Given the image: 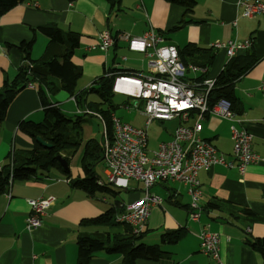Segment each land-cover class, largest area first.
I'll list each match as a JSON object with an SVG mask.
<instances>
[{
    "label": "crops",
    "instance_id": "1",
    "mask_svg": "<svg viewBox=\"0 0 264 264\" xmlns=\"http://www.w3.org/2000/svg\"><path fill=\"white\" fill-rule=\"evenodd\" d=\"M260 1L264 4V0ZM237 3L238 0H196L192 12L184 15L182 7L163 0H119L120 11L114 15L108 14V5L104 0H77L72 3L67 0H29L0 15V88L5 79L16 75L22 64L21 53L16 49L21 42L34 41L27 60L41 57L48 39L32 30L44 25H55L63 32L80 36L79 48L74 51L71 62L86 75L87 79L81 77L85 79V84L91 85L96 79L105 77V73L113 76L146 71L148 59L143 54L130 52L127 43L119 39L121 34L142 36L151 28L163 36L166 44L177 50L187 44L208 49L215 42L233 38L239 42L251 40V46L234 57L251 49L256 62L235 83L233 94L241 119L236 128L251 135L252 149L260 161L248 166L243 176L235 169L219 166L201 170L198 180L202 210L198 221L189 217L190 199L183 184L167 181L151 187L150 193L158 196L161 203L151 208L146 232L136 243L156 247L161 256L156 260L139 259L133 264H216L200 251L198 233L203 227L220 236L219 264H263L259 253L250 248L246 240L264 237V92L257 90L264 81V15L243 19ZM183 20L184 23L181 22ZM234 22L235 27L232 25ZM103 30L115 36L112 47L106 53L87 51L89 45L97 42ZM37 44L41 45V49L35 55ZM213 52V63L206 72L210 78L217 77L227 62L223 50ZM76 87L77 90L84 89L79 81ZM37 94L35 87L21 90L9 106L5 119L0 122V168L9 162L14 153L32 148V139L19 131L18 124L21 121L39 123L43 120V109ZM48 99L56 103L67 117L84 115L86 108L79 111L65 92L48 96ZM86 117H83L82 144L100 141L102 130L100 138L96 139L97 135L92 134L93 128L87 126L91 120ZM88 118H96L101 124V119L95 115ZM150 125L147 127L148 154L156 149L148 148L150 128L155 134L163 131V139L156 143L158 145L170 140L177 127V124ZM199 137L226 156L231 155L233 140L227 121L213 116L205 118ZM82 144L78 149L69 151L67 176L61 167V171L52 169L28 180H14L7 191L0 194V264H78V235L110 238L124 233L127 226L123 224L83 226L80 221L103 214L113 204L126 205L139 200L144 194L143 184L130 180L125 190L115 191V194L88 192L74 186L72 183L75 180L84 177L81 169ZM61 156L64 159V154ZM98 164L100 173L95 170ZM93 172L98 177L97 181L106 182L107 171L103 160L94 166ZM104 187L111 190L108 185ZM38 197H53L55 201L41 218V224L27 230L28 201ZM174 231L181 233L175 243H168L162 238ZM121 262L120 254L97 252L86 264Z\"/></svg>",
    "mask_w": 264,
    "mask_h": 264
},
{
    "label": "built area",
    "instance_id": "2",
    "mask_svg": "<svg viewBox=\"0 0 264 264\" xmlns=\"http://www.w3.org/2000/svg\"><path fill=\"white\" fill-rule=\"evenodd\" d=\"M237 4L243 19L264 15V4L260 0H238ZM232 25L235 27V22ZM119 39L127 43L130 52L143 54L148 59L146 71L113 76L107 73L106 76L112 77L111 93L126 97L130 109L140 110L144 126L139 128L121 123L111 114L112 133L109 135L105 122L101 120L102 154L107 178L106 182L97 181V185H108L115 191H122L130 180L143 184L144 194L139 200L126 205H111L115 223L128 226L135 235L146 232L151 208L160 205L161 199L149 190L162 182H178L186 187L190 199L189 217L198 221L202 210L198 173L219 166L235 169L243 176L248 166L260 161L252 149V137L243 129L236 128L241 124V119L230 110L228 102L219 100L212 107L208 106L206 97L214 87V78L209 79L205 75L200 83H189L186 79L189 74L202 76L206 69L192 64L183 66L179 62L176 48L166 44L158 32L149 28L142 36L121 34ZM114 40L115 36L110 31L103 30L97 42L89 45L87 51L106 53ZM250 46L251 40L239 42L233 38L215 42L210 47L223 50L228 61ZM26 87L35 86L27 83ZM257 90L264 92V81ZM83 113L94 116L87 110ZM206 115L218 117L230 124L233 140L231 155L226 156L199 137ZM155 121H178L179 125L170 140L158 143L156 149L148 154L147 127ZM54 201L53 197H38L28 201L29 212L25 218L27 230L41 224V218ZM198 239L200 251L219 264L220 236L203 227L198 233Z\"/></svg>",
    "mask_w": 264,
    "mask_h": 264
},
{
    "label": "trees",
    "instance_id": "3",
    "mask_svg": "<svg viewBox=\"0 0 264 264\" xmlns=\"http://www.w3.org/2000/svg\"><path fill=\"white\" fill-rule=\"evenodd\" d=\"M29 0H0V15L5 14L13 7L27 3ZM69 3L77 0H67ZM108 5V14H117L120 11L119 0H104ZM172 5L180 6L184 15L192 12L196 0H163ZM181 22H185L184 20ZM33 32L40 33L48 39V45L40 58L27 60L33 39L28 42H21L16 49L21 53L22 64L19 66L16 75L12 79H5L0 88V122L5 117L7 110L17 94L23 90L27 83L35 86L37 95L43 109V120L39 123L32 121H21L18 129L21 133L30 137L33 142L31 149L20 150L14 153L9 162L0 168V194L7 191L14 180H28L39 173H48L52 169L61 171L55 156L64 154V160L68 163L69 151L78 149L82 144L83 117L88 114L67 117L51 102L48 96H54L58 92H65L67 97L73 98L78 110L85 107L95 117L103 120L106 124L108 134L112 133L110 122L111 111L115 107L109 103L111 93L112 77H100L94 81L95 87L77 90V82L82 76V69L71 62L74 51L79 48L80 36L73 32H63L55 25H44L36 27ZM177 50V49H176ZM179 62L183 66L195 65L207 70L213 63L214 52L211 48H199L193 44H187L177 50ZM256 59L252 50L244 55L231 58L223 66L217 77L214 78V87L207 94L208 106L212 107L219 100L229 103L230 110L240 115L237 99L233 94V86L245 75L255 64ZM186 78L189 83L198 84L205 77L202 76ZM88 94H95L101 101H89ZM55 104V105H54ZM107 105L103 108L104 105ZM54 105V106H51ZM209 117L208 115L205 118ZM102 135V134H101ZM41 141V142H40ZM44 142L50 147L45 148ZM81 169L84 177L75 180L72 184L83 188L88 192L105 191L115 194V190H109L97 185L98 177L94 174L93 168L97 163L102 162V136L100 141H86L82 144ZM65 176L69 173L63 171ZM67 172V173H66ZM248 211H244L247 213ZM250 214V213H249ZM114 212L109 208L106 212L96 217L82 219L83 226H107L113 224ZM251 215V214H250ZM142 236L135 235L127 226L122 235L112 237L98 235H78L77 262L86 264L94 253L104 252L106 254H120L121 264H133L136 260H156L161 256L160 251L154 246H148L138 242ZM181 236L180 231L166 233L162 236L168 243H175ZM246 244L259 253L264 264V237L246 240Z\"/></svg>",
    "mask_w": 264,
    "mask_h": 264
},
{
    "label": "rangeland",
    "instance_id": "4",
    "mask_svg": "<svg viewBox=\"0 0 264 264\" xmlns=\"http://www.w3.org/2000/svg\"><path fill=\"white\" fill-rule=\"evenodd\" d=\"M39 49H41V45L40 44H37L36 47H35V50H34V54L35 55L38 53ZM125 51H123V53ZM89 75L90 74H87V76H89ZM85 76L86 75H84L82 73V76L81 77H84L85 79H87V77H85ZM206 77L209 78V79H213V78L208 77L207 75H206ZM85 79H83V78H80L79 79L80 87H84L85 89H89V85H91V84L90 83L89 84H85L86 83L85 82ZM91 86L95 87V85H91ZM87 99L89 101H91V102H92V100H94V101H101L98 97H95L94 95H91V94H88L87 95ZM126 99H127L126 97L119 96V95H116V94H113L109 98V103L112 106L115 107L111 111L112 114H113V116H115L121 123H126V124H128L130 126H133V127H136V126L143 127L144 126V117L139 114L140 113V110L130 109V104L127 102ZM126 106H127V108H124ZM141 108H142V105L140 106V109ZM86 118L88 120H91L87 126L89 128H93L92 129V134L95 135V136L97 135L96 136V139H99L100 138V134H101L102 127L100 128L101 124L99 123L98 119H96V118H92L91 119V118H88V117H86ZM96 120L98 121V123L96 122ZM176 124L178 126L179 125V122L178 121H175V122H157V121H155V122H152L150 126H176ZM162 134H163V131L162 130H160L157 134H155L153 132L152 128H150L149 133H148V139H149L148 148L149 149H151V148L154 149L156 147L155 144L163 139L162 138ZM152 139H154L153 142H151ZM95 170H96V172H99L100 173V170H101L100 169V164H98L96 166ZM99 195L100 194H98V196Z\"/></svg>",
    "mask_w": 264,
    "mask_h": 264
},
{
    "label": "water",
    "instance_id": "5",
    "mask_svg": "<svg viewBox=\"0 0 264 264\" xmlns=\"http://www.w3.org/2000/svg\"><path fill=\"white\" fill-rule=\"evenodd\" d=\"M41 142V141H40ZM45 148H49L50 146L44 142L41 143ZM55 160L58 162L59 166L64 170H68L67 162L63 159V157L58 154L55 156Z\"/></svg>",
    "mask_w": 264,
    "mask_h": 264
}]
</instances>
